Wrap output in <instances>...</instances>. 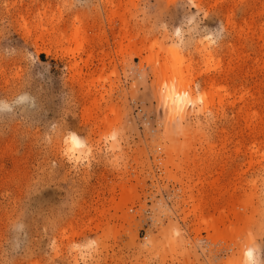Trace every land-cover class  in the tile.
<instances>
[{
    "label": "rangeland",
    "instance_id": "obj_1",
    "mask_svg": "<svg viewBox=\"0 0 264 264\" xmlns=\"http://www.w3.org/2000/svg\"><path fill=\"white\" fill-rule=\"evenodd\" d=\"M172 46L193 98L218 90L179 122ZM249 250L264 264V0H0V264Z\"/></svg>",
    "mask_w": 264,
    "mask_h": 264
},
{
    "label": "bare ground",
    "instance_id": "obj_2",
    "mask_svg": "<svg viewBox=\"0 0 264 264\" xmlns=\"http://www.w3.org/2000/svg\"><path fill=\"white\" fill-rule=\"evenodd\" d=\"M200 51L205 53V48H202ZM163 52L165 57L159 71L162 72L164 82L162 83L163 80L161 81L163 84L161 89L163 91H160V94L158 93V98L167 108V118L171 122L174 119H178L179 122L185 116V106L189 103H195V101H199L202 104V109L210 108L218 90L212 89V91L210 89L211 91L209 93H203L199 97L193 98L190 90L191 81L189 79V73L191 74V71L189 70L190 72L188 73V66H182L183 59L181 56H178L177 47H169L164 49ZM69 142L72 147H79L82 144L81 140L75 135L69 136ZM247 253L251 255L252 252L249 250Z\"/></svg>",
    "mask_w": 264,
    "mask_h": 264
},
{
    "label": "clouds",
    "instance_id": "obj_3",
    "mask_svg": "<svg viewBox=\"0 0 264 264\" xmlns=\"http://www.w3.org/2000/svg\"><path fill=\"white\" fill-rule=\"evenodd\" d=\"M249 253H245V257H246V264H247V257H248Z\"/></svg>",
    "mask_w": 264,
    "mask_h": 264
}]
</instances>
